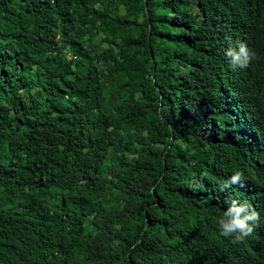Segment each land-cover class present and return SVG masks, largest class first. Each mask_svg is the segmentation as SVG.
<instances>
[{"label": "trees", "instance_id": "obj_1", "mask_svg": "<svg viewBox=\"0 0 264 264\" xmlns=\"http://www.w3.org/2000/svg\"><path fill=\"white\" fill-rule=\"evenodd\" d=\"M0 264H264V0H0Z\"/></svg>", "mask_w": 264, "mask_h": 264}, {"label": "clouds", "instance_id": "obj_2", "mask_svg": "<svg viewBox=\"0 0 264 264\" xmlns=\"http://www.w3.org/2000/svg\"><path fill=\"white\" fill-rule=\"evenodd\" d=\"M225 56L233 69H243L253 58L248 46L243 41H236L225 49ZM243 172L234 170L224 182L223 188L242 186ZM262 219L261 214L251 206L242 204L238 200H231L223 210L222 215L216 220V228L219 234L225 238H231L234 242H242L252 235L254 227Z\"/></svg>", "mask_w": 264, "mask_h": 264}]
</instances>
